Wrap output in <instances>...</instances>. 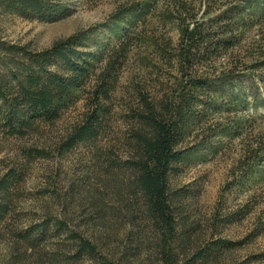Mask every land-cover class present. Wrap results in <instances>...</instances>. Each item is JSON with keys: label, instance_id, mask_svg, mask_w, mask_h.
Here are the masks:
<instances>
[{"label": "rangeland", "instance_id": "obj_1", "mask_svg": "<svg viewBox=\"0 0 264 264\" xmlns=\"http://www.w3.org/2000/svg\"><path fill=\"white\" fill-rule=\"evenodd\" d=\"M61 4L68 11L54 22L22 19L0 10V43L40 52L79 35L93 51L129 30L134 46L114 100L127 98L125 91L164 67L160 59L171 54L164 43L174 48L183 30L179 18L189 30L197 28L196 22L202 30L210 26L224 28V34L229 26L237 30L238 44L229 50L232 59L223 55L212 67L221 71L228 63L240 64L248 99L235 103L245 111L234 114L221 107V116L234 121L227 126L218 119L224 127L215 150L183 166L173 178L178 217L172 247L176 264H264V166L247 170L244 161L251 135L264 139V0ZM138 8L141 13H136ZM179 72L180 64L172 70L173 82L180 81ZM86 100L81 96L53 124L22 137L10 136L0 122V180L8 173L21 176L14 180L17 185L9 186L8 214L0 224V264H92L84 256L76 257L79 239L95 245L112 264H163L160 231L146 215L124 163L128 154L118 140L119 110L99 139L69 150L64 146L86 113ZM184 229L190 232L188 238L182 237ZM215 241L233 246L204 262Z\"/></svg>", "mask_w": 264, "mask_h": 264}, {"label": "trees", "instance_id": "obj_2", "mask_svg": "<svg viewBox=\"0 0 264 264\" xmlns=\"http://www.w3.org/2000/svg\"><path fill=\"white\" fill-rule=\"evenodd\" d=\"M61 1L0 0V10L22 19L54 22L68 11L63 10ZM136 13L141 10L138 8ZM179 19L183 30L178 44L171 48V43H164L165 52L171 53L160 59L164 67L143 84L133 85L132 90L124 93L127 98L121 96L119 100H114V96L134 46L129 30H122L114 43L108 42L93 51L88 50L79 35L40 52L0 43V122L10 136L22 137L53 124L86 95V113L64 144L69 150L102 137L116 116L115 110H119L118 140L128 154L124 163L132 173L146 215L160 231L163 264H176L172 243L177 240L178 212L174 200L177 193L171 190L173 178L183 166L215 150L224 127L218 119L227 126L234 121L221 116V107L231 109L234 114L244 112L237 103L240 99L246 103L248 99L240 78L244 75L239 70L240 64L228 63L221 71L212 67L223 55L231 58L229 50L238 44L237 30L231 26L225 34L224 28L214 30L210 26L202 30L198 22L196 29L189 30L186 21ZM178 64L181 79L176 83L178 79L173 82L171 74ZM261 83L264 90V79ZM231 87L235 91L229 92ZM250 140L244 158L246 168L252 165L262 168L264 139L251 135ZM18 177L21 176L8 173L0 180V224L8 214L10 183L17 185L14 180ZM43 231V227L39 228V232ZM189 233L184 229L182 237L188 238ZM30 239L33 243L36 237ZM232 246L215 241L202 260L207 262ZM82 256L92 264H112L85 239L78 240L76 257Z\"/></svg>", "mask_w": 264, "mask_h": 264}]
</instances>
